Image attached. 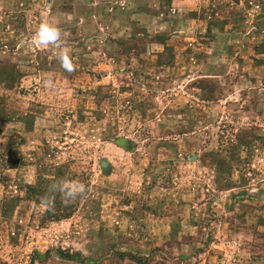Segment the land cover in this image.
<instances>
[{
    "label": "rangeland",
    "instance_id": "rangeland-1",
    "mask_svg": "<svg viewBox=\"0 0 264 264\" xmlns=\"http://www.w3.org/2000/svg\"><path fill=\"white\" fill-rule=\"evenodd\" d=\"M0 264H264V0H0Z\"/></svg>",
    "mask_w": 264,
    "mask_h": 264
},
{
    "label": "clouds",
    "instance_id": "clouds-1",
    "mask_svg": "<svg viewBox=\"0 0 264 264\" xmlns=\"http://www.w3.org/2000/svg\"><path fill=\"white\" fill-rule=\"evenodd\" d=\"M32 43L38 47L47 48L51 46L53 48H60L61 50L56 54V58L59 60L62 68L68 73L75 70L68 50L61 48L64 41L58 25L49 22L40 24L38 30L32 37ZM50 191L60 194L63 202L68 204L85 195L89 189L84 183L79 181L61 180L51 185ZM40 204L47 209L53 207V201L49 197L42 198Z\"/></svg>",
    "mask_w": 264,
    "mask_h": 264
}]
</instances>
